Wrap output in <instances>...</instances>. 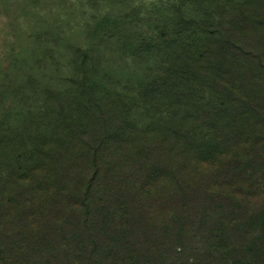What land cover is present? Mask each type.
Returning a JSON list of instances; mask_svg holds the SVG:
<instances>
[{"label": "trees", "instance_id": "trees-1", "mask_svg": "<svg viewBox=\"0 0 264 264\" xmlns=\"http://www.w3.org/2000/svg\"><path fill=\"white\" fill-rule=\"evenodd\" d=\"M187 18L156 82L0 131V264H264V0Z\"/></svg>", "mask_w": 264, "mask_h": 264}, {"label": "rangeland", "instance_id": "rangeland-1", "mask_svg": "<svg viewBox=\"0 0 264 264\" xmlns=\"http://www.w3.org/2000/svg\"><path fill=\"white\" fill-rule=\"evenodd\" d=\"M234 1L0 0V131L24 136L27 124L41 133L52 118L71 125L70 110L90 100L91 79L104 71L115 77L110 88L134 66L140 82H156L154 37L162 41L166 31L187 29V16ZM136 45L139 62L131 58Z\"/></svg>", "mask_w": 264, "mask_h": 264}]
</instances>
